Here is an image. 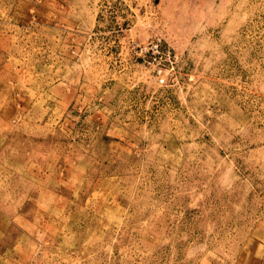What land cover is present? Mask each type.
I'll use <instances>...</instances> for the list:
<instances>
[{
    "label": "rangeland",
    "instance_id": "374dc122",
    "mask_svg": "<svg viewBox=\"0 0 264 264\" xmlns=\"http://www.w3.org/2000/svg\"><path fill=\"white\" fill-rule=\"evenodd\" d=\"M0 264H264V0H0Z\"/></svg>",
    "mask_w": 264,
    "mask_h": 264
}]
</instances>
